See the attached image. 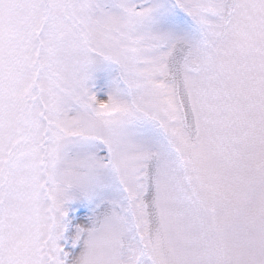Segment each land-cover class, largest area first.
Wrapping results in <instances>:
<instances>
[{"label": "snow or ice", "instance_id": "snow-or-ice-1", "mask_svg": "<svg viewBox=\"0 0 264 264\" xmlns=\"http://www.w3.org/2000/svg\"><path fill=\"white\" fill-rule=\"evenodd\" d=\"M0 264H264V0H0Z\"/></svg>", "mask_w": 264, "mask_h": 264}]
</instances>
